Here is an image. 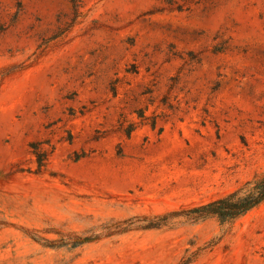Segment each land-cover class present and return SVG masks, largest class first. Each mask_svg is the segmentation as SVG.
Masks as SVG:
<instances>
[{
	"label": "rangeland",
	"instance_id": "374dc122",
	"mask_svg": "<svg viewBox=\"0 0 264 264\" xmlns=\"http://www.w3.org/2000/svg\"><path fill=\"white\" fill-rule=\"evenodd\" d=\"M78 2L0 0V264H264L184 216L264 175V0Z\"/></svg>",
	"mask_w": 264,
	"mask_h": 264
},
{
	"label": "trees",
	"instance_id": "16d2710c",
	"mask_svg": "<svg viewBox=\"0 0 264 264\" xmlns=\"http://www.w3.org/2000/svg\"><path fill=\"white\" fill-rule=\"evenodd\" d=\"M70 1L75 13L78 14V0ZM139 118H141V120L148 124L153 130L156 129L157 125L155 121H148V119L144 115H139ZM120 126V130L125 134L127 138H130L132 133L136 130V125L134 124L129 125L125 129L122 125ZM31 148L33 154L37 158L39 169H42L47 162V153L40 155V151H38L39 149L37 145H32ZM263 203L264 175L260 179L256 180L253 184H250L247 187L239 188L221 199L194 208L188 213H184V216L192 220H201L211 216H216L222 222H231L246 215ZM159 227L160 225H154L145 227V229H155Z\"/></svg>",
	"mask_w": 264,
	"mask_h": 264
}]
</instances>
